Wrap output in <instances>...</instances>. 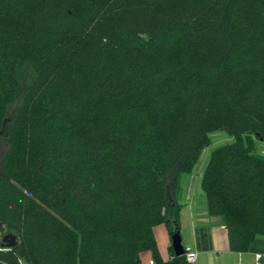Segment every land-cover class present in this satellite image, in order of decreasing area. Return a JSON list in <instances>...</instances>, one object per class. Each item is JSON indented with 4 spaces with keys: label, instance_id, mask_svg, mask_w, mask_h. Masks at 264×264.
Instances as JSON below:
<instances>
[{
    "label": "trees",
    "instance_id": "trees-1",
    "mask_svg": "<svg viewBox=\"0 0 264 264\" xmlns=\"http://www.w3.org/2000/svg\"><path fill=\"white\" fill-rule=\"evenodd\" d=\"M230 250L264 238V0H0V264L163 261L183 180ZM16 237L7 247L3 239Z\"/></svg>",
    "mask_w": 264,
    "mask_h": 264
},
{
    "label": "crops",
    "instance_id": "crops-1",
    "mask_svg": "<svg viewBox=\"0 0 264 264\" xmlns=\"http://www.w3.org/2000/svg\"><path fill=\"white\" fill-rule=\"evenodd\" d=\"M193 174L183 180L180 231L184 247H191L198 253L196 264H264V238H257L247 253L230 250L227 228L220 218L208 214L201 189L203 172L200 175ZM154 234L161 258L168 261L171 258V239L167 226H156ZM257 254L262 256L260 261L256 259ZM140 259L142 264H149L153 259L152 252H143Z\"/></svg>",
    "mask_w": 264,
    "mask_h": 264
},
{
    "label": "rangeland",
    "instance_id": "rangeland-1",
    "mask_svg": "<svg viewBox=\"0 0 264 264\" xmlns=\"http://www.w3.org/2000/svg\"><path fill=\"white\" fill-rule=\"evenodd\" d=\"M211 138H212V144L203 151L200 162L198 163L194 171V174H193L194 176L196 174L200 175L203 172V168L205 164H207L210 154L215 148L231 141V139L225 133L220 132V131L213 132L211 134ZM257 145H258L259 152L261 154H264V142L257 141ZM6 150H7V145L0 142V168L2 166V158Z\"/></svg>",
    "mask_w": 264,
    "mask_h": 264
},
{
    "label": "water",
    "instance_id": "water-1",
    "mask_svg": "<svg viewBox=\"0 0 264 264\" xmlns=\"http://www.w3.org/2000/svg\"><path fill=\"white\" fill-rule=\"evenodd\" d=\"M171 245L174 250L176 257H182L185 255V247L182 243V236L180 231V226L176 223H172L171 230L169 232ZM7 247L11 248L16 245V237L14 235H7L3 239Z\"/></svg>",
    "mask_w": 264,
    "mask_h": 264
},
{
    "label": "built area",
    "instance_id": "built-area-1",
    "mask_svg": "<svg viewBox=\"0 0 264 264\" xmlns=\"http://www.w3.org/2000/svg\"><path fill=\"white\" fill-rule=\"evenodd\" d=\"M185 258L188 264H196L198 259V253L194 251L191 247H185ZM256 259L260 261L262 256L260 254L256 255ZM142 264V263H141ZM149 264H155L154 259L149 261Z\"/></svg>",
    "mask_w": 264,
    "mask_h": 264
}]
</instances>
